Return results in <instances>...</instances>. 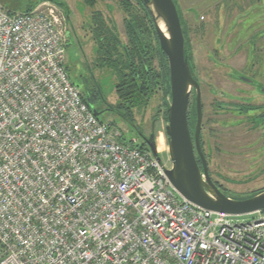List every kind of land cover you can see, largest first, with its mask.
I'll return each mask as SVG.
<instances>
[{"label": "built area", "instance_id": "1", "mask_svg": "<svg viewBox=\"0 0 264 264\" xmlns=\"http://www.w3.org/2000/svg\"><path fill=\"white\" fill-rule=\"evenodd\" d=\"M64 33L52 1L0 6V264H264V211L182 198L84 103Z\"/></svg>", "mask_w": 264, "mask_h": 264}, {"label": "flooded vegetation", "instance_id": "2", "mask_svg": "<svg viewBox=\"0 0 264 264\" xmlns=\"http://www.w3.org/2000/svg\"><path fill=\"white\" fill-rule=\"evenodd\" d=\"M51 1V0H50ZM55 1V2H53ZM52 2L55 3L60 11L62 12L63 17V24H64V38H65V47L67 46V41H69V37L71 34L77 33L75 30L74 32H67V27L69 23V10L68 6L64 4V2L60 0H53ZM98 1L106 2V0H95L93 6H88L84 4L83 6H87L88 9L92 10L91 15L89 16V21L86 24H89V28L87 29L90 31V36H92V53L95 56L96 52V45L94 44L93 40V32L92 27H94L93 16L97 13L101 16L102 20H104L105 24L109 27L113 35L119 39L123 46V51L126 53L130 51L132 54L138 52L137 57H135L136 65L139 64L138 58H141V63L145 71L148 72V69H152L158 77V82L162 83L157 86L155 89L153 96L151 99L144 105L141 109H133V128L138 131L139 135L142 137L141 141L144 138H148L152 132L149 134L144 133V129L141 130L142 126V116L139 117L140 124H135L137 120V111H144L146 110L149 105H151L155 95L160 93L161 95V108H162V119L167 124V120L165 119L167 116V107L170 103V89L168 88L169 94L165 95V87H167V83L165 81V75L168 77V86L169 84V64L168 59L164 52L160 49L157 29L154 24V21L146 8L143 0H132L134 3H131L129 0H122L127 2L128 6H125L126 9H129L130 14H132V18L127 16V11L122 6V27H123V34L118 32L117 26L115 22L110 18L106 20L101 13V11L95 9V5ZM124 1V2H123ZM177 15L179 18L181 32L184 39V55L188 64L189 72L191 74L192 79L197 84L196 87H190L189 89V96H188V104L186 109V121L187 127L191 139L193 156L197 167L201 172V177L203 178L204 166L208 175V178L226 195L239 197L240 195L231 194L229 191L226 190L224 187L225 185H241L243 183H249L253 181L256 177H259L262 173L264 174V62H260L261 56H264V18L259 16L253 19L251 26H253V30L251 34H248L246 37L241 38L240 42H238V47L236 50H240L238 52H244V62L242 63L241 69H237L233 66L227 65L225 76L221 77V81L218 84L214 82H207L206 83V90L207 96L209 99V106L210 112L206 117L205 113V103L203 102V90H202V82L198 79V76L195 71V61L193 58V53L191 51L190 46V39H189V27L187 26V22L184 18V11L181 9L179 2L177 0H172ZM260 1V0H259ZM259 1L256 2L257 7L261 8ZM259 3V5H258ZM134 4V5H132ZM256 5L253 3V8L257 9ZM256 7V8H255ZM106 9L111 13L113 8L111 5H106ZM247 9L245 15H248V12H252V10ZM186 14H192L195 20L198 19V14L195 11H192L191 8H187ZM254 11V10H253ZM247 16H244L240 19L242 22L245 21ZM239 22V21H238ZM237 22V23H238ZM236 21L229 25L228 30L226 33H229L234 30H231ZM87 33V32H86ZM85 33V34H86ZM80 34L86 41L84 43H88V37L85 34ZM219 38H216L215 41L217 42ZM236 41V40H235ZM234 41V42H235ZM247 42H249L250 47L247 46ZM228 45V44H227ZM230 45V43H229ZM219 52L221 51L222 44L218 46ZM83 54V53H82ZM213 57L211 56V59ZM147 59V61H146ZM156 63V65H155ZM88 64V63H86ZM93 65V66H91ZM90 66L92 70H96L98 73L102 71H107L105 69L100 68L97 61L95 60ZM225 66V65H224ZM230 68L233 72H228ZM110 72V71H109ZM248 75H247V74ZM105 75V74H102ZM110 77L113 80V90L116 95V102L115 105L110 104L108 101L103 99V103L105 104V111L115 112L124 122L127 121L124 119L123 115L121 114L120 110L117 109V105L119 103V99L116 93V85H117V78L116 76L110 72L109 74L105 75ZM230 85V88L227 85ZM241 85L242 87H238ZM233 88L236 91V94L231 93L230 90ZM99 90V89H98ZM100 92V90H99ZM97 98L98 95L94 93ZM197 96H199V104H200V112H201V121L199 125L198 136L196 138V126H197ZM159 106V107H160ZM160 112V108H158ZM142 111V112H143ZM98 113V112H97ZM158 117H152V121L157 119ZM211 122L209 124V128L204 129L205 121ZM235 123V124H233ZM128 124V123H127ZM233 124V125H232ZM130 125V124H128ZM141 125V126H140ZM243 125V126H242ZM153 126V125H152ZM166 126V125H165ZM221 128H236L242 126L243 129L247 133L252 134L253 132L256 134L253 140L251 139L247 143L240 145L237 141L233 142L231 139H228L226 134L222 137L224 138L221 141L224 147L218 146V139L216 138L213 128L217 127ZM154 134V133H153ZM166 136V134H165ZM155 138V134H154ZM234 139V138H233ZM230 140V142H229ZM168 143V138H167ZM246 145V146H244ZM248 149L249 152L252 154H248L245 157L244 152L240 150ZM226 165V166H225ZM246 166L244 170H249L247 173L238 172L241 170L242 166ZM223 170L229 171L225 173ZM260 170L259 175H255L254 171ZM230 173V174H229ZM230 175V176H229ZM243 176L241 181L235 179V176ZM263 189V188H261ZM258 189V190H261ZM256 190V191H258ZM254 191V192H256ZM252 192V193H254Z\"/></svg>", "mask_w": 264, "mask_h": 264}, {"label": "rangeland", "instance_id": "3", "mask_svg": "<svg viewBox=\"0 0 264 264\" xmlns=\"http://www.w3.org/2000/svg\"><path fill=\"white\" fill-rule=\"evenodd\" d=\"M36 0H0V6L10 12H23L29 6L33 5ZM68 6L69 10V23L67 27V32L81 33L82 35L86 34L87 39L89 40L87 44L84 45L86 38L78 35L77 33L71 34L69 41H67V46L65 47V63L64 67L67 73V76L70 82L78 88L82 96L87 102H89L90 97L96 93L98 99L90 103L92 111L98 112L97 118L105 123L112 125L114 129H117L121 132L122 137L120 141L125 142L131 145V141L136 140L135 145L140 146L141 136L138 131H136L132 126L124 122L115 112L105 111V104L103 99L108 101L110 104L115 105L117 100L115 92L113 90V80L110 77L105 76L109 74V71L97 72L92 70L90 66L94 61V54L92 53V36H90L88 19L92 13L91 9H88L87 6H83L82 0H60ZM131 3L134 1L129 0ZM181 9L184 11V18L189 27V39L191 51L193 53V58L195 61V71L200 82H202V92L203 99L205 103V113L206 117L210 112V106L208 94L206 90L207 82H214L218 84L221 81V77L225 76L226 66L230 65L237 69H241L242 63L244 62V52H238L236 50L238 47V40L246 37L248 34L252 33L253 26L251 23L253 19L262 16L264 18V0H177ZM259 1L261 8L257 7L256 2ZM122 0H106V2L98 1L95 5V9L101 11L104 18L112 20L115 22L118 32L123 34L122 27ZM253 3L256 5L257 9L253 8ZM258 3V5H259ZM106 5H111L113 11L110 13L106 9ZM134 5V4H132ZM255 7V8H256ZM191 8L192 11H195L198 14V19L195 20L192 14H186V9ZM247 9L252 10L248 12V15H245ZM254 10V11H253ZM244 16H247L243 24L241 25L240 19ZM236 21L237 24L231 28H234L233 31L226 33L229 25L233 24ZM230 28V27H229ZM228 28V30H230ZM219 38L216 42L215 39ZM236 40V41H235ZM235 41V42H234ZM238 41V42H237ZM230 43V45H229ZM222 44V49L219 52L218 46ZM228 44V45H227ZM247 46L250 47L249 42ZM83 53V54H82ZM211 56L213 57L211 59ZM260 62H264V56H261ZM88 63V64H86ZM156 65V63H155ZM225 65V66H224ZM93 66V65H91ZM225 69V71H224ZM228 72H233L230 68H227ZM105 74V75H102ZM247 74V73H246ZM248 75V74H247ZM230 88V85H227ZM238 87H242L238 85ZM100 92H99V90ZM231 93L236 94V91L233 88L228 89ZM161 95L160 93L155 95L151 105L146 110L137 111V120L135 124H140L139 117L142 116V126L141 130L144 129V133L147 135L151 132L155 134V143L156 138L161 136L163 139V148L158 151L160 159L166 168L171 166V162L168 156V143L167 136H165V122L162 119L161 113ZM160 106V107H159ZM160 108V112L158 111ZM152 117H158L155 120H151ZM204 129L209 128L208 120L205 121ZM235 124V123H233ZM232 124V125H233ZM153 125V126H152ZM209 125V126H208ZM243 126V125H242ZM239 126L236 128H213V132L218 139L219 147H224V144L221 142L225 134L228 139H231L233 142L237 141L240 145L247 143L251 139L255 138V133H247L245 130H242L243 127ZM234 138V139H233ZM230 142V140H229ZM246 146V145H244ZM157 147V143H156ZM244 152L245 157L248 154H252L248 149L240 150ZM226 166V165H225ZM246 166H242L241 170L238 172L247 173L249 170H244ZM225 173L229 171L223 170ZM260 170H255V175H259ZM230 174V173H229ZM259 177H256L253 181L249 183H243L241 185H225L227 191L231 194H236L240 196H248L252 192L264 188V174L260 173ZM230 176V175H229ZM235 179L241 181L243 176H235ZM242 218H249L248 216H243Z\"/></svg>", "mask_w": 264, "mask_h": 264}, {"label": "water", "instance_id": "4", "mask_svg": "<svg viewBox=\"0 0 264 264\" xmlns=\"http://www.w3.org/2000/svg\"><path fill=\"white\" fill-rule=\"evenodd\" d=\"M157 29L160 49L169 64L170 103L167 107L165 134L168 138L169 168L164 167L155 143L154 134L142 140L167 180L178 194L191 204L207 211L230 216H243L264 210V188L248 196L224 194L209 178L204 166L203 178L197 167L186 121L190 87H196L184 55V39L175 5L172 0H143ZM164 28V32L160 29ZM198 136L201 121L197 96ZM98 116L96 111H93Z\"/></svg>", "mask_w": 264, "mask_h": 264}, {"label": "trees", "instance_id": "5", "mask_svg": "<svg viewBox=\"0 0 264 264\" xmlns=\"http://www.w3.org/2000/svg\"><path fill=\"white\" fill-rule=\"evenodd\" d=\"M43 1L47 0H36L25 11L31 10ZM82 1L88 6H93L95 3V0ZM123 5L124 7L128 6L127 2H124ZM126 11L127 16L132 18L133 15L130 14L129 9H126ZM92 20L94 22V27H92L93 40L96 45L95 60L100 68L110 71L116 76V93L120 100L117 109L120 110L127 123L133 127V109H141L146 105L153 96L157 86L162 83L158 82L157 74L152 69L149 68L148 72L145 71L141 63V56L138 58L139 64L136 65L134 58L137 57L138 52L132 54L130 51L126 53L123 51L121 42L113 35V32H111L98 13L93 16ZM165 81L167 83L165 95L167 96L169 94L167 75H165ZM81 97L90 109V103L92 101L96 102L98 99L95 94L90 97L89 102L85 100L82 94ZM140 147L145 146L141 144Z\"/></svg>", "mask_w": 264, "mask_h": 264}, {"label": "bare ground", "instance_id": "6", "mask_svg": "<svg viewBox=\"0 0 264 264\" xmlns=\"http://www.w3.org/2000/svg\"><path fill=\"white\" fill-rule=\"evenodd\" d=\"M160 29L164 32V28L160 25ZM157 150L160 151L163 148V139L161 136L156 138Z\"/></svg>", "mask_w": 264, "mask_h": 264}]
</instances>
